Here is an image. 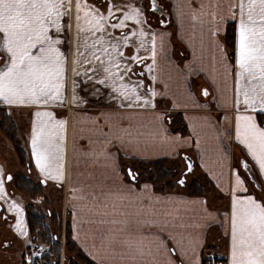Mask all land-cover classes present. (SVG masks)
I'll list each match as a JSON object with an SVG mask.
<instances>
[{
    "label": "snow or ice",
    "instance_id": "6c2138e0",
    "mask_svg": "<svg viewBox=\"0 0 264 264\" xmlns=\"http://www.w3.org/2000/svg\"><path fill=\"white\" fill-rule=\"evenodd\" d=\"M0 111L89 264H264V0H0ZM159 156L174 179L137 163ZM16 179L0 249L79 264Z\"/></svg>",
    "mask_w": 264,
    "mask_h": 264
},
{
    "label": "trees",
    "instance_id": "16d2710c",
    "mask_svg": "<svg viewBox=\"0 0 264 264\" xmlns=\"http://www.w3.org/2000/svg\"><path fill=\"white\" fill-rule=\"evenodd\" d=\"M0 128L4 131V133L8 136L11 143L13 144L20 165L27 167L29 164V160L27 158L25 149L22 147L21 143H18L17 141L18 128L16 126V122L15 120L12 119V117L11 118L7 117L3 111H0ZM171 161L172 160L167 158H159V159H150L147 162L137 161V163L141 168L147 167L153 173L161 176L162 177L161 183H164L165 181L171 180L173 178L170 175V172L173 170V165L171 164L172 163ZM15 177L17 178L15 182V187L19 192L30 196L33 195L37 196L40 193H42L41 192L42 186L39 183H35L29 176L21 173V174H17ZM193 189L194 190L200 189V184L198 181L193 185ZM166 190H172V189L169 187ZM47 211H49V209L45 210L40 208L39 211L28 209L29 217L36 224L37 227H48L50 228V235L53 236L57 235L51 232V227L49 222H51V219H53L54 225L59 227L61 225V214L56 215V217L54 218L45 215ZM71 237H72L71 230L68 227V224L65 223V231L63 233L64 243L61 247L60 243H57L56 241H51L52 251L48 256V259L55 261L56 251L59 250L62 255H64V253L67 252V254L70 255L74 261H78L79 264H89L90 258H86L84 254L79 251V247L77 246L75 241L72 240ZM44 242L48 243L47 241Z\"/></svg>",
    "mask_w": 264,
    "mask_h": 264
},
{
    "label": "rangeland",
    "instance_id": "374dc122",
    "mask_svg": "<svg viewBox=\"0 0 264 264\" xmlns=\"http://www.w3.org/2000/svg\"><path fill=\"white\" fill-rule=\"evenodd\" d=\"M12 119L15 120L16 126L18 128L17 130V141L18 143H21L22 147L26 146V137L25 132L27 131V124H26V118H22L18 113H14L12 115ZM172 162V163H171ZM170 163L173 165V169L175 168V164L173 161ZM0 164L4 165L7 172L12 173L14 176L18 172H24V174H28V172L25 171V167H21L18 163L17 156L15 154V149L13 144L9 141V139L5 136L4 131L0 128ZM30 178L33 179L35 183H37L38 177L34 175V172L30 175ZM174 179V177L172 178ZM42 195L47 193L49 200L45 201L43 204V207H39L41 209H49L54 210L57 215L61 214V225L58 227L54 225L53 219H51V222H49L51 227V232L55 234L60 235V246L62 247L64 243L63 239V233L65 231V223H67V220L69 219L64 211L63 207V193L55 190L51 186L45 187L42 185ZM9 191H15L17 194L23 195L26 199L31 198L32 196L23 194L19 192L15 184L9 186ZM41 196V195H38ZM37 196V197H38ZM39 211V208L36 206L30 207L29 210ZM10 233L7 232V229L3 226H0V239H3L5 236L9 237ZM6 252L2 249H0V253Z\"/></svg>",
    "mask_w": 264,
    "mask_h": 264
},
{
    "label": "crops",
    "instance_id": "0c3cea01",
    "mask_svg": "<svg viewBox=\"0 0 264 264\" xmlns=\"http://www.w3.org/2000/svg\"><path fill=\"white\" fill-rule=\"evenodd\" d=\"M179 50L182 51L183 49H179ZM26 148H27V141H26ZM27 152H28V150H27ZM159 158H165V157L159 156V157H153L151 159H159ZM33 172H34V175H36L35 174V170H33ZM9 237H10V235H9ZM75 243L79 247V245H78V243L76 241H75ZM15 251H16V249L13 248V249H11V250H9L7 252L0 253V264H15V262L19 260V257L17 255H15Z\"/></svg>",
    "mask_w": 264,
    "mask_h": 264
},
{
    "label": "flooded vegetation",
    "instance_id": "af4514ba",
    "mask_svg": "<svg viewBox=\"0 0 264 264\" xmlns=\"http://www.w3.org/2000/svg\"><path fill=\"white\" fill-rule=\"evenodd\" d=\"M5 136L8 138V136L5 134ZM9 139V138H8ZM9 141H10V139H9ZM11 142V141H10ZM23 148L25 149V151H26V154H27V158H28V160H29V156H28V152H27V148H26V146H23ZM15 154H16V152H15ZM16 156H17V154H16ZM17 159H18V157H17ZM18 163H19V160H18ZM19 165H20V163H19ZM21 167H25V171L26 172H28L27 170H28V166L26 167V166H23V165H20ZM24 174V172H18L17 174ZM16 174V175H17ZM15 175V176H16ZM24 175H27V174H24ZM27 176H29V175H27ZM36 176V175H35ZM30 177V176H29ZM32 179V178H31ZM33 180V179H32ZM37 183H39L40 184V182H39V178H38V180H37ZM41 186H42V184H40ZM43 187V186H42ZM42 192V191H41ZM39 195H42V193H40ZM38 196V195H37ZM40 209V208H39ZM46 210V209H45ZM61 256H63L62 254H61ZM61 264H63V261H61Z\"/></svg>",
    "mask_w": 264,
    "mask_h": 264
}]
</instances>
